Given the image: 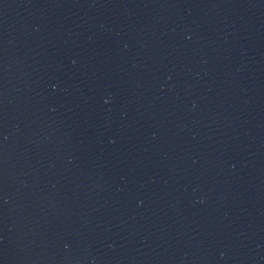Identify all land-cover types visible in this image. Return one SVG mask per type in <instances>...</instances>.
<instances>
[{
    "label": "water",
    "instance_id": "obj_1",
    "mask_svg": "<svg viewBox=\"0 0 264 264\" xmlns=\"http://www.w3.org/2000/svg\"><path fill=\"white\" fill-rule=\"evenodd\" d=\"M0 264H264V0H0Z\"/></svg>",
    "mask_w": 264,
    "mask_h": 264
}]
</instances>
